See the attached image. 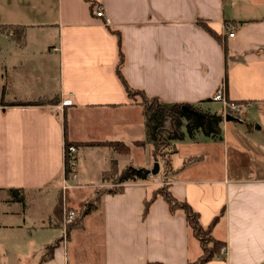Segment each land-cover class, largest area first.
I'll list each match as a JSON object with an SVG mask.
<instances>
[{
    "label": "crops",
    "instance_id": "0c3cea01",
    "mask_svg": "<svg viewBox=\"0 0 264 264\" xmlns=\"http://www.w3.org/2000/svg\"><path fill=\"white\" fill-rule=\"evenodd\" d=\"M92 1L95 7L88 0H0V24L27 26L25 46L0 34V230L8 237L25 230L24 241H40L43 254L28 264H193L202 250L183 212L170 213L161 196L145 211V199L164 174L204 226L220 213L213 235L226 253L207 264H264V0ZM99 7L103 17L95 14ZM226 23L234 25V36ZM106 24L122 32L125 76L149 97L224 112L212 97L226 84L229 99L242 105L240 113L224 114L218 136L197 131L176 141L172 169L125 182L119 192H110L114 183L103 179L113 161L119 169L139 170H151L156 161L145 141L142 107L116 76L117 39ZM54 96L73 103H1ZM55 111L69 114L66 134L72 141L130 146L125 154L105 146L78 148V186L63 194V206L78 214L81 202L99 198L80 225L65 215L57 226L53 216L65 170L64 126ZM253 114L259 117L256 127L247 120ZM86 152L103 153V160H86ZM11 187L23 188V203L11 200ZM43 193L53 195L49 208L42 206ZM39 230L50 237L41 240ZM18 245L6 253L10 264H20Z\"/></svg>",
    "mask_w": 264,
    "mask_h": 264
},
{
    "label": "trees",
    "instance_id": "16d2710c",
    "mask_svg": "<svg viewBox=\"0 0 264 264\" xmlns=\"http://www.w3.org/2000/svg\"><path fill=\"white\" fill-rule=\"evenodd\" d=\"M92 7L96 6L92 0H88ZM107 29L116 36L118 56L115 64V73L119 81L121 82L127 96L129 99L135 103L137 97L141 96V102L139 104L142 106V112L144 117V124L146 130V142L151 143V154L155 161L159 163L162 167H167L172 169L171 165V155L177 151L176 141L182 140L186 135L194 136L197 131H202L205 135L218 136L221 133V123L224 121L223 112H211L204 111L196 105L189 103H165L157 97H149L143 89L134 87L128 81L124 74V66L126 62L125 51L123 48V37L120 29H113L111 26L106 24ZM207 29L213 33L216 32L210 27L206 26ZM0 33L7 34L11 39H13L20 46H25L26 36H27V26L20 24H0ZM216 36V35H215ZM218 37V36H217ZM221 39V36H219ZM61 99L58 96H54L50 99H38L36 101H12L6 102L1 100L3 105L8 106H33V105H44L51 104L53 106L60 105ZM66 113L64 112L63 126L65 133V159H64V173L69 174L75 171L74 160L75 155L69 154L67 152L71 145L76 147L81 146H108L117 153H129L130 146L123 141L119 140H105V141H72L67 137L66 134ZM145 141H137L136 144H144ZM104 175H113L115 178V186L110 187L108 190L110 192L122 191L125 182H138L149 180V172L146 170L134 169L132 167H126L125 169L119 170L116 162L113 161L111 168L108 172H104ZM161 172H158L160 175ZM103 175V177H104ZM164 175V174H163ZM164 185L156 187L151 196L145 199V211H147L150 205L153 203L157 197L161 196L164 198L168 204L170 213L175 214L176 212H183L186 216L187 224L192 230L194 237L198 240L201 247V254L193 262V264H207L211 259L219 254L224 242L217 239L213 235V229L217 224L220 213L217 214L211 222L204 226L200 220V213L187 201L176 197L170 190L167 184V177H162ZM113 182V183H114ZM62 187V184H61ZM62 189V188H61ZM63 191V189H62ZM58 191L56 204L53 208V216L56 220V225L61 226L66 212L72 211L71 207L63 206L64 198L63 194L66 191ZM9 195L12 201L24 202V190L23 188H10ZM99 198H94L91 201H83L80 203L78 214L72 221H68L72 225H80L82 218L92 212L97 206ZM67 212V213H68ZM66 219V217H65ZM45 254L43 255V260L48 258L50 251L53 249V244L48 245ZM147 264H161L157 261H148Z\"/></svg>",
    "mask_w": 264,
    "mask_h": 264
},
{
    "label": "rangeland",
    "instance_id": "374dc122",
    "mask_svg": "<svg viewBox=\"0 0 264 264\" xmlns=\"http://www.w3.org/2000/svg\"><path fill=\"white\" fill-rule=\"evenodd\" d=\"M0 34H5V33H0ZM37 93H39L38 91H37ZM41 100H43V99H41ZM139 102H141V96L139 95L138 97H137V100H135V103L137 104V105H139L140 107H142L140 104H139ZM44 105H47V104H44ZM210 106H212V108H215L217 105L215 104H213V103H211V105ZM53 108H55V107H53ZM53 110H56V108L55 109H53ZM55 113L57 114V116L60 118L61 117V122L63 123V116H62V112L60 111V112H56L55 111ZM74 113L75 112H73V113H71L70 114V118H72V116L74 115ZM67 117L69 118V114H66V123H67ZM82 118H83V116H81ZM85 118V117H84ZM244 118V117H243ZM248 121H249V123H251V124H253V126H257V124H258V122H259V117H256L254 114L251 116V118H249V119H247ZM102 122H105V121H102ZM246 123H248V122H244L243 123V128H246L247 126H248V124H246ZM82 126V125H81ZM256 133H259V132H256ZM94 141V140H93ZM177 145V144H176ZM102 146H105V145H102ZM105 147H108V146H105ZM77 148V151L74 153V155L76 156V154H77V152H78V148L79 147H76ZM110 148V147H109ZM113 150V149H112ZM177 150H178V148H177ZM177 152V151H176ZM176 152H174L172 155H171V157L173 156V155H175V153ZM86 160H89V157H91V158H95V157H98V160H100V161H102L103 159H102V157H103V153H101V154H98V153H95V152H93V155H90L89 153H88V156L89 157H87V152H86ZM100 155V156H99ZM101 163V162H100ZM100 163H97V162H95V164H96V167H97V165H99ZM220 162H219V159H217L216 160V164H215V166L217 167V169L220 167V164H219ZM171 165H172V168H173V164H172V160H171ZM96 167L94 168V169H96ZM118 167V166H117ZM160 167H162V166H160ZM126 168V167H125ZM125 168H123V169H125ZM153 168V167H152ZM151 168V169H152ZM165 168V170L164 171H166L167 170V167L165 166L164 167ZM119 170H122V168L121 169H119ZM109 170H107L106 172H108ZM85 172H86V170H85V168L83 167L82 169H81V171H80V174H81V176L83 177H85ZM104 175V174H103ZM161 175H163V174H161ZM163 177H165L164 175H163ZM115 178H117V177H115V176H113V175H110L109 176V174H106V175H104V177H103V179H106V180H112V182H114L115 180ZM78 177L76 178V180L74 179V180H72L71 182L72 183H76L78 180ZM86 181H88V180H86ZM164 181L163 180H161L160 182H157V185H155V188L156 187H158V186H161V185H163V186H165L164 184ZM114 184H115V182H114ZM110 186V185H109ZM112 186V185H111ZM110 186V187H111ZM169 186V185H168ZM52 188H54V187H52ZM154 188V189H155ZM58 194V193H57ZM40 196H42V197H44V201H43V204H42V206H44L45 208H49V206L51 205V198H49V197H52L53 195L50 193L49 195L47 194L46 195V193H43V194H40ZM41 200H43V199H41ZM51 208V207H50ZM24 229H27L28 230V228H24ZM23 233V234H22ZM38 235H39V238L41 239V240H45V239H48L49 237H50V232H46L45 230H39V232H38ZM24 238L25 239H28L29 238V235H28V233H27V231H22L21 229L19 230V231H13L11 234H9V237H8V235H7V233L5 232V231H2V230H0V264H10V260H11V258H12V255L11 254H6L7 253V251H9L10 249H12V245L14 246V247H16V242H18V248L16 249V251H17V253H18V255H19V258H20V264H24V262H25V264H28L29 262H30V260H31V263L33 262V257L35 256V254H40L41 255V253L43 254V251H41L40 250V248H41V244H40V241H34V242H32L31 240H28V241H24ZM37 251V253H35ZM45 251H46V249H45ZM26 259L27 261H24L23 259Z\"/></svg>",
    "mask_w": 264,
    "mask_h": 264
},
{
    "label": "built area",
    "instance_id": "2783aa9c",
    "mask_svg": "<svg viewBox=\"0 0 264 264\" xmlns=\"http://www.w3.org/2000/svg\"><path fill=\"white\" fill-rule=\"evenodd\" d=\"M95 14L98 17H103L104 16V11L102 9V7H99L97 10H95ZM225 29L228 30V35L229 36H234L235 32V27L232 23H226L225 24ZM213 100L220 102L223 106V113L226 114L228 112H235V113H240L242 110V105L236 101H232L229 99V97L227 96V92H226V84H222L214 93L213 95ZM73 103L71 98H65L62 100V102L60 103L59 107L63 108L66 105H71ZM69 154H73L77 151L76 146L71 145L68 149ZM77 178V172L73 171L71 173L67 174H63V178H62V189L63 191L69 190L71 188L77 187L78 183H72V180H76ZM77 213L72 210L70 212L67 213L66 215V220L67 221H72L75 217H76ZM226 253V246H222L219 255H217L218 258H221L222 255H224Z\"/></svg>",
    "mask_w": 264,
    "mask_h": 264
},
{
    "label": "water",
    "instance_id": "95a60500",
    "mask_svg": "<svg viewBox=\"0 0 264 264\" xmlns=\"http://www.w3.org/2000/svg\"><path fill=\"white\" fill-rule=\"evenodd\" d=\"M159 169H160V165H159L158 162H156L151 170H150V169H145V168L140 169V170H146V171H148L149 173H151V174H153V175H156V174H158Z\"/></svg>",
    "mask_w": 264,
    "mask_h": 264
}]
</instances>
